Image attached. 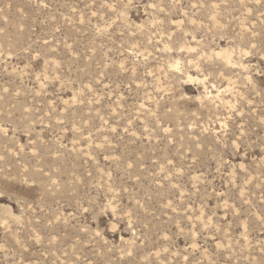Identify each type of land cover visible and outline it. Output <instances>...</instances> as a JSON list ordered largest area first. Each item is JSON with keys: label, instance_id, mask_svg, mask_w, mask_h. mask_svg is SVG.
<instances>
[{"label": "rangeland", "instance_id": "1", "mask_svg": "<svg viewBox=\"0 0 264 264\" xmlns=\"http://www.w3.org/2000/svg\"><path fill=\"white\" fill-rule=\"evenodd\" d=\"M0 264H264V0H0Z\"/></svg>", "mask_w": 264, "mask_h": 264}]
</instances>
